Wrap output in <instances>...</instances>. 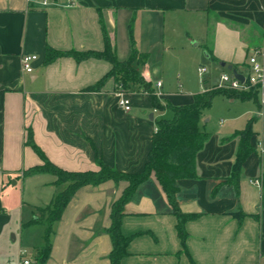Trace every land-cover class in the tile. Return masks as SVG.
I'll return each instance as SVG.
<instances>
[{
	"label": "crops",
	"instance_id": "1",
	"mask_svg": "<svg viewBox=\"0 0 264 264\" xmlns=\"http://www.w3.org/2000/svg\"><path fill=\"white\" fill-rule=\"evenodd\" d=\"M106 35L119 60L133 47L146 57L132 65L162 101L189 105L218 88L229 72L221 62L246 74L256 52L264 65V0H0V264L34 261L46 244L44 209L65 187L52 174H25L44 163L34 145L64 170L98 171L102 161L136 174L158 119L173 116L156 110L137 85L126 92L106 78L112 64L104 58L47 61L48 47L103 51ZM25 55L38 56L30 73L22 66ZM190 65L199 74L197 90L166 80V70L176 68L179 80ZM255 91L247 99L217 94L219 124H211L213 103L202 114L200 128L210 137L196 156L197 178L177 181L178 207L189 217L185 246L174 208L152 174L124 206L121 230L131 240L122 264H264V103ZM123 95L130 111L120 105ZM247 127L253 150L235 184V134ZM128 184L80 187L53 224L44 264H111L112 205Z\"/></svg>",
	"mask_w": 264,
	"mask_h": 264
},
{
	"label": "trees",
	"instance_id": "2",
	"mask_svg": "<svg viewBox=\"0 0 264 264\" xmlns=\"http://www.w3.org/2000/svg\"><path fill=\"white\" fill-rule=\"evenodd\" d=\"M105 39L106 47L103 51L80 53L77 51H58L48 47L47 61L54 60L58 56H73L77 60L89 57L104 58L112 64V68L106 78L110 76L114 77L118 86L126 92L131 91L133 85H137V90L142 88V91L148 92L153 107L156 110H171L173 116L171 118L163 117L158 119L157 130L152 138V145L147 161L143 170L136 174L119 171L102 161L99 162L100 169L98 171L64 170L49 161L44 152L37 145L33 144L44 163L28 169L25 171V174L48 173L56 176V184H65L64 189L44 209L47 213L46 222L48 225L45 237L46 244L39 250L38 255L34 259V264L45 263L51 248L50 235L53 232V224L60 219L64 209L76 191L85 185H98L107 180H114L116 182L127 181L129 183L121 197L112 205V223L108 228L113 245L110 253L111 264H122V258L128 253L127 247L131 240V237L125 236L121 230L124 206L132 198L137 187L152 174H155L157 177L174 208V212L178 218V236L182 245L185 246L188 235L185 222L189 217L179 210L176 199L178 192L177 181L180 179L197 178L196 156L210 137V133L200 128L202 114L204 110L212 106L213 99L217 94H225L229 98L247 99L250 94L252 96L257 93L255 89L250 90V92H239L224 88H214L195 95L194 101L189 105L174 106L168 101H165L166 104H163V101L154 93L155 90L152 84L148 83L142 74L132 65L135 61L145 62L146 57L133 47L130 57L127 60L121 61L117 58L107 35ZM252 135L253 132L249 127L235 134V136L240 137L236 161L232 177L230 178L235 184H238L243 163L253 150L250 143ZM31 139L32 136L30 134L28 141L31 142Z\"/></svg>",
	"mask_w": 264,
	"mask_h": 264
},
{
	"label": "built area",
	"instance_id": "3",
	"mask_svg": "<svg viewBox=\"0 0 264 264\" xmlns=\"http://www.w3.org/2000/svg\"><path fill=\"white\" fill-rule=\"evenodd\" d=\"M74 1V0H70ZM46 3V2H45ZM38 59L37 55H25L22 58V66L25 72H32L34 70V62ZM250 70L248 73L243 74L245 79L241 81L236 78L232 72H225L221 75L218 88H224L239 92H246L252 89H257L263 96L262 102L264 103V65L258 60L257 53L249 58ZM206 71L205 67L199 68V72L202 75ZM161 81L157 83V86H161ZM120 105L125 111H130L132 108L131 100L126 96L120 100ZM259 183V181H258ZM261 183V182H260ZM20 264H34V261L28 258H22Z\"/></svg>",
	"mask_w": 264,
	"mask_h": 264
},
{
	"label": "rangeland",
	"instance_id": "4",
	"mask_svg": "<svg viewBox=\"0 0 264 264\" xmlns=\"http://www.w3.org/2000/svg\"><path fill=\"white\" fill-rule=\"evenodd\" d=\"M174 70H166L165 74H166V80L171 81V84H173V86L175 85V87L179 84L182 83L183 81L186 84L185 89L186 90H197L200 84V78H199V74L197 71V67L195 65H190L186 70L181 71L182 73V78L181 79H177V73H176V68H174ZM148 93V92H147ZM155 94L156 91L154 92ZM158 95V94H157ZM159 97V96H158ZM160 99V98H159ZM223 103V97L218 95V97L214 98L213 101V112H212V116H213V121L211 122V124L214 122L216 124H219V122L222 120L220 117V108ZM163 104H166V102L163 101ZM48 177V176H46ZM22 183H19V186ZM29 256V254H28Z\"/></svg>",
	"mask_w": 264,
	"mask_h": 264
},
{
	"label": "water",
	"instance_id": "5",
	"mask_svg": "<svg viewBox=\"0 0 264 264\" xmlns=\"http://www.w3.org/2000/svg\"><path fill=\"white\" fill-rule=\"evenodd\" d=\"M221 65L222 66H226L227 69L232 72L236 78L240 79L241 81H244L245 77L242 73H240L235 67H233V65L229 64V65H226L225 62H221Z\"/></svg>",
	"mask_w": 264,
	"mask_h": 264
}]
</instances>
